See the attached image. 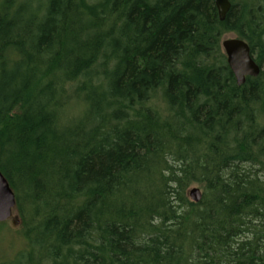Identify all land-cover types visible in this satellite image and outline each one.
Instances as JSON below:
<instances>
[{
    "label": "trees",
    "instance_id": "trees-1",
    "mask_svg": "<svg viewBox=\"0 0 264 264\" xmlns=\"http://www.w3.org/2000/svg\"><path fill=\"white\" fill-rule=\"evenodd\" d=\"M230 1L2 0L0 264H264V0Z\"/></svg>",
    "mask_w": 264,
    "mask_h": 264
},
{
    "label": "water",
    "instance_id": "water-1",
    "mask_svg": "<svg viewBox=\"0 0 264 264\" xmlns=\"http://www.w3.org/2000/svg\"><path fill=\"white\" fill-rule=\"evenodd\" d=\"M218 9L220 20H224L232 3L230 0H214ZM1 24V15H0ZM222 47L227 56V62L235 75L239 86L246 82L247 77H257L261 72L260 65L256 62L250 44L240 37L224 38ZM189 197L194 202L202 199L203 192L198 186H193L188 191ZM17 199L8 179L0 170V222L9 220L16 209Z\"/></svg>",
    "mask_w": 264,
    "mask_h": 264
},
{
    "label": "rangeland",
    "instance_id": "rangeland-1",
    "mask_svg": "<svg viewBox=\"0 0 264 264\" xmlns=\"http://www.w3.org/2000/svg\"><path fill=\"white\" fill-rule=\"evenodd\" d=\"M29 2L30 8L26 9V12H32V10H35L37 7V0H34V2L30 0H23V4ZM0 12L4 13L3 9V2L0 0ZM230 37H238V35L234 32L229 33L225 35L224 38H230ZM223 38V39H224ZM80 104H76V102L72 103V106L69 108L68 113L69 114H75L79 112ZM193 186H198L203 191V186L200 184H193L190 188ZM19 210L15 209L13 216L7 221V229H4L2 232H0V255L1 257H13L23 246V241L21 237L16 233L20 229V220H19Z\"/></svg>",
    "mask_w": 264,
    "mask_h": 264
}]
</instances>
